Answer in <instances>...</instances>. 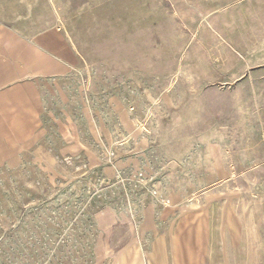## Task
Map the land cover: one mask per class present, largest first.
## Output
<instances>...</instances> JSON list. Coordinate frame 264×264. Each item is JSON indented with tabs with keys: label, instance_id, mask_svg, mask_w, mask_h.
Instances as JSON below:
<instances>
[{
	"label": "rangeland",
	"instance_id": "rangeland-1",
	"mask_svg": "<svg viewBox=\"0 0 264 264\" xmlns=\"http://www.w3.org/2000/svg\"><path fill=\"white\" fill-rule=\"evenodd\" d=\"M40 117L0 143V264H264V0H0Z\"/></svg>",
	"mask_w": 264,
	"mask_h": 264
},
{
	"label": "crops",
	"instance_id": "crops-1",
	"mask_svg": "<svg viewBox=\"0 0 264 264\" xmlns=\"http://www.w3.org/2000/svg\"><path fill=\"white\" fill-rule=\"evenodd\" d=\"M28 77L13 56L4 52L0 35V143L32 141L40 117Z\"/></svg>",
	"mask_w": 264,
	"mask_h": 264
}]
</instances>
